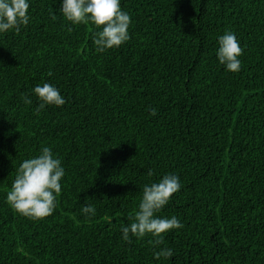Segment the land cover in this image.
<instances>
[{
  "label": "trees",
  "instance_id": "16d2710c",
  "mask_svg": "<svg viewBox=\"0 0 264 264\" xmlns=\"http://www.w3.org/2000/svg\"><path fill=\"white\" fill-rule=\"evenodd\" d=\"M29 3V24L0 33V264H264V0H120L130 39L104 52L63 0ZM225 31L238 72L217 58ZM44 83L66 103L37 114ZM43 147L65 176L53 214L31 219L6 197ZM167 174L181 188L157 216L183 228L124 241L143 186Z\"/></svg>",
  "mask_w": 264,
  "mask_h": 264
},
{
  "label": "clouds",
  "instance_id": "9594fccd",
  "mask_svg": "<svg viewBox=\"0 0 264 264\" xmlns=\"http://www.w3.org/2000/svg\"><path fill=\"white\" fill-rule=\"evenodd\" d=\"M29 8V0H0V33L13 30L19 32L22 26L26 27L30 20ZM60 12L73 25L91 23L102 29L92 33L97 52L120 47L130 39L129 27L132 18L128 12L122 10L120 0H63ZM218 45L216 54L219 63L230 72L240 71L242 62L239 57L243 54V48L236 35L232 31H225L219 37ZM33 92L40 101L37 114L46 105L60 107L66 103L59 89L49 83L35 86ZM23 102L26 105L32 103L27 96H24ZM150 114L157 115V110L152 108ZM147 175L151 177L153 171L149 169ZM64 176L65 169L61 166V160L54 156L50 147H43L37 157L24 160L16 170L15 179L7 192V203L25 217L46 218L56 208ZM180 188L179 177L172 174L164 175L158 182L145 184L138 211L131 218L133 222L121 228L122 239L131 243L130 233L137 238L151 235L154 239L149 243L158 247L164 243L163 234L183 228L176 216H157ZM82 212L85 215H95V208L86 204ZM154 255L157 259H167L174 253L170 248H162Z\"/></svg>",
  "mask_w": 264,
  "mask_h": 264
}]
</instances>
